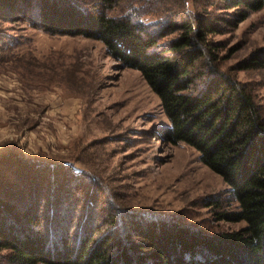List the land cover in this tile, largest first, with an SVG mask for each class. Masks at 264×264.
I'll list each match as a JSON object with an SVG mask.
<instances>
[{
    "label": "rangeland",
    "instance_id": "obj_1",
    "mask_svg": "<svg viewBox=\"0 0 264 264\" xmlns=\"http://www.w3.org/2000/svg\"><path fill=\"white\" fill-rule=\"evenodd\" d=\"M20 1L38 9L45 0ZM61 1L85 7L90 0ZM8 7H0V188L19 183L17 196L25 200L15 209H42L40 219L49 220L55 236L72 228L69 242L76 248L97 227L102 234L119 227L115 234L137 239L134 228L153 225L191 237L244 225L220 215L236 210V202L198 153L158 137L167 120L139 70L114 59L98 39L45 32L7 15L13 10ZM234 12L217 0H119L109 10L153 28ZM220 30L208 36L215 47L209 62L198 65L196 85H213L219 73L236 78L264 114V67H239L264 46V7ZM28 163L30 169L23 165ZM34 180L40 189L33 196ZM5 254L0 249V264Z\"/></svg>",
    "mask_w": 264,
    "mask_h": 264
},
{
    "label": "trees",
    "instance_id": "obj_2",
    "mask_svg": "<svg viewBox=\"0 0 264 264\" xmlns=\"http://www.w3.org/2000/svg\"><path fill=\"white\" fill-rule=\"evenodd\" d=\"M118 1L90 0L83 7L80 1L45 0L34 9L18 0H0V7L9 6L13 10L7 15L51 34L98 39L114 59L139 70L167 120L158 137L169 145L185 143L198 153L199 160L227 184L236 202V210L220 215L244 225L196 237L153 225L154 229L134 228L137 239L115 234L119 227L104 234L97 227L76 248L69 242L72 228L55 236L46 227L49 220L40 219L42 209L33 214V205L15 209L25 198L17 196L19 183L10 181L0 188L3 264H264L263 111L247 85L236 78L218 72L213 85L199 88L195 82L202 76L198 65L209 62L215 47L208 36L222 27L236 26L249 12L264 7V0H217L221 8L235 9L234 15L195 16L188 23L157 28L127 15L109 14ZM165 37L169 39L161 41ZM239 67H264V46L252 51ZM23 165L30 169L32 163ZM33 183L29 190L34 196L40 188L37 180ZM17 197L23 198L16 203ZM106 219L116 225L114 217Z\"/></svg>",
    "mask_w": 264,
    "mask_h": 264
}]
</instances>
